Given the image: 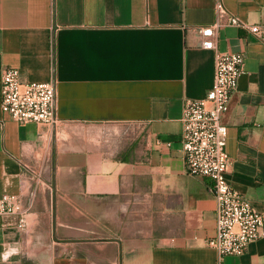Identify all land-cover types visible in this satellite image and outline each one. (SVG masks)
Returning <instances> with one entry per match:
<instances>
[{
    "label": "crops",
    "instance_id": "0c3cea01",
    "mask_svg": "<svg viewBox=\"0 0 264 264\" xmlns=\"http://www.w3.org/2000/svg\"><path fill=\"white\" fill-rule=\"evenodd\" d=\"M264 25V0H0V264H217L212 182L189 175L184 102L213 86L216 52L199 28L217 4ZM244 53L223 123L230 186L264 209V34L221 28ZM57 82L60 125H21L1 109L2 76ZM224 264H264V229Z\"/></svg>",
    "mask_w": 264,
    "mask_h": 264
},
{
    "label": "built area",
    "instance_id": "2783aa9c",
    "mask_svg": "<svg viewBox=\"0 0 264 264\" xmlns=\"http://www.w3.org/2000/svg\"><path fill=\"white\" fill-rule=\"evenodd\" d=\"M217 19L199 28L205 39L203 47L216 52L213 86L203 100H186L183 105L181 133L182 151L189 175L207 178L212 182L216 200V233L208 246L218 254L217 264L224 258L242 256L251 242L264 229V209L256 210L250 200L233 189L227 175L232 165L227 151L228 127L223 115L228 111L243 72L245 54L220 52L217 49L218 31L225 26L246 29L257 36L264 34V25H251L230 13L222 2L216 7ZM1 109L12 121L21 125L35 123L57 130V82L26 81L15 67L5 68L2 76ZM28 209L17 195L0 198V219L18 218V226L25 228Z\"/></svg>",
    "mask_w": 264,
    "mask_h": 264
}]
</instances>
